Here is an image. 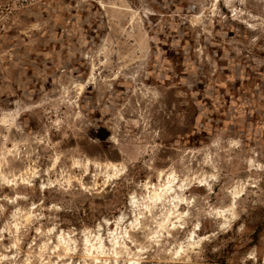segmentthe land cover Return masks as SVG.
Segmentation results:
<instances>
[{"label": "rangeland", "instance_id": "obj_1", "mask_svg": "<svg viewBox=\"0 0 264 264\" xmlns=\"http://www.w3.org/2000/svg\"><path fill=\"white\" fill-rule=\"evenodd\" d=\"M0 264H264V0H0Z\"/></svg>", "mask_w": 264, "mask_h": 264}, {"label": "bare ground", "instance_id": "obj_2", "mask_svg": "<svg viewBox=\"0 0 264 264\" xmlns=\"http://www.w3.org/2000/svg\"><path fill=\"white\" fill-rule=\"evenodd\" d=\"M171 176V175H170ZM171 178V177H170ZM167 181V180H166ZM171 187L170 186V182H167L165 184V186L163 187H160L157 191H155V193L153 194V196L149 197V204H153V202H156L155 199L158 201V199H161L162 196H167L168 194H170V190H171ZM179 190V189H178ZM173 191V190H172ZM158 198V199H157ZM234 198H237V196H234ZM146 211H149V206L145 209ZM113 246H116L113 245ZM93 248V254H91L90 256H92L93 258H95L96 260L100 259L101 255L102 254H99L101 253L100 252V246H98V244L94 245V246H91Z\"/></svg>", "mask_w": 264, "mask_h": 264}]
</instances>
